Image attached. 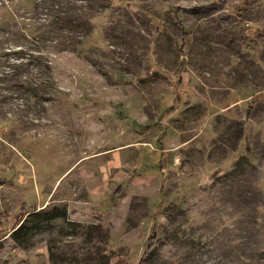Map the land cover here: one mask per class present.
I'll use <instances>...</instances> for the list:
<instances>
[{
  "label": "rangeland",
  "instance_id": "1",
  "mask_svg": "<svg viewBox=\"0 0 264 264\" xmlns=\"http://www.w3.org/2000/svg\"><path fill=\"white\" fill-rule=\"evenodd\" d=\"M0 264H264V0H0Z\"/></svg>",
  "mask_w": 264,
  "mask_h": 264
},
{
  "label": "trees",
  "instance_id": "2",
  "mask_svg": "<svg viewBox=\"0 0 264 264\" xmlns=\"http://www.w3.org/2000/svg\"><path fill=\"white\" fill-rule=\"evenodd\" d=\"M155 78L158 79V80H163V81L166 82V80H165L164 78H162V77H155ZM45 220H48V219H45ZM23 229H24V227L21 225L20 228H19V230H18L17 232L20 233V232H22ZM36 229H37V230H38V229H41V226L37 227Z\"/></svg>",
  "mask_w": 264,
  "mask_h": 264
}]
</instances>
